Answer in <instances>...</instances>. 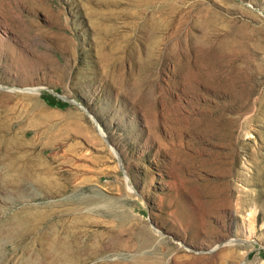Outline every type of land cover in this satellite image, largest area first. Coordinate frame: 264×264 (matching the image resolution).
I'll use <instances>...</instances> for the list:
<instances>
[{
    "label": "rangeland",
    "instance_id": "1",
    "mask_svg": "<svg viewBox=\"0 0 264 264\" xmlns=\"http://www.w3.org/2000/svg\"><path fill=\"white\" fill-rule=\"evenodd\" d=\"M0 183L78 264H264V0H0Z\"/></svg>",
    "mask_w": 264,
    "mask_h": 264
},
{
    "label": "bare ground",
    "instance_id": "2",
    "mask_svg": "<svg viewBox=\"0 0 264 264\" xmlns=\"http://www.w3.org/2000/svg\"><path fill=\"white\" fill-rule=\"evenodd\" d=\"M26 90L30 92H34L37 89L30 87V88H26ZM21 170L22 169L20 167L19 172H21ZM6 175L8 177V174L1 176L2 183H6ZM20 176L17 175L19 180H20ZM40 179L36 180V182L38 183L41 189L44 188L46 192L60 191L59 189L60 187L56 183L52 181L50 182L48 181V184H47V183H43L42 181H40ZM17 183H18V180H17ZM5 185L6 184H4V186ZM85 202L86 200H84V198H81V200L79 201L80 203L79 205L81 204L83 205ZM64 212L66 216L59 217L57 215L58 216L57 218L55 219L51 218L50 220H48L47 214H44V213L33 214L27 210L17 212L11 215L10 217H8V219L5 220V222H2V224L0 223V244L6 243L9 241L10 242L17 241L18 243L21 244V243H24L26 238L30 236L32 232L33 234L38 233L36 237H33V240L29 242H27L28 241L27 240L24 244H21L22 245L21 251L24 257L23 260L25 259L24 261L28 262V264H43L44 260L48 261V262L47 261L45 262L47 264H71L72 261H75L76 264H78L80 260L78 256L79 250L76 248L78 246V243H77L78 237H77L76 230H73L72 227L78 228L77 227L78 222L83 220V215L80 213L78 207L66 208ZM55 213L56 211L53 212V214ZM43 222L46 223L47 225V229H45L47 231L40 233L39 225ZM65 228L66 230L67 229L68 230H67V234H64L63 236L62 234L65 233L63 232ZM45 238L48 239L46 244L41 242V240L42 239L45 240ZM32 242L39 243L38 244L39 248L34 250L32 248V245H33ZM30 250L33 251L32 256L28 255L26 257V254H28Z\"/></svg>",
    "mask_w": 264,
    "mask_h": 264
}]
</instances>
